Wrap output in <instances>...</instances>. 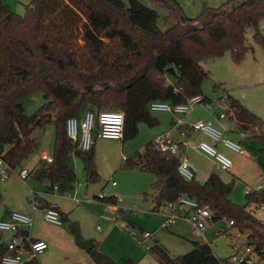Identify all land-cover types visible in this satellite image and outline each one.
I'll list each match as a JSON object with an SVG mask.
<instances>
[{
  "label": "trees",
  "instance_id": "16d2710c",
  "mask_svg": "<svg viewBox=\"0 0 264 264\" xmlns=\"http://www.w3.org/2000/svg\"><path fill=\"white\" fill-rule=\"evenodd\" d=\"M149 2H161L166 18L175 16L176 21L165 18L168 26L160 29L158 12L140 0H33L23 16L0 0V158L10 170L21 168L35 152L34 133L54 117L53 162L39 161L37 180H48L61 193L71 190L77 181L70 164L73 156L81 160L87 184L99 183L94 145L83 152L68 138L69 118L79 117L85 109L95 113L118 109L125 114L123 141L134 139L140 124L159 125L149 110L152 102L178 105L197 96L211 102L202 92L211 76L203 61L229 54L240 64L253 49L244 46L250 30L264 48L259 28L264 0H228L219 7L204 4L193 19L183 14L177 0ZM170 68L175 75L168 73ZM170 76L175 82H170ZM37 91L43 93L45 103L28 116L22 101ZM227 103L228 120L240 134L259 140L264 157V132L258 131L264 122L234 97L228 96ZM179 164L178 158L156 150L152 141L143 153L126 158L122 168H139L155 176L158 202L184 195L210 205L214 222L227 219L233 228L248 233L247 244L257 252L258 263L264 264V223L248 210L252 205L264 208V190L247 193V205L238 206L230 199L234 181L224 183L216 173L204 183L196 178L186 181L178 172ZM261 169L264 173V163ZM65 222L82 247L79 223ZM192 245L189 253L176 258L162 246L154 249L160 264L229 263L207 243ZM6 252L0 241V260ZM88 254L95 264H118L94 246Z\"/></svg>",
  "mask_w": 264,
  "mask_h": 264
},
{
  "label": "rangeland",
  "instance_id": "374dc122",
  "mask_svg": "<svg viewBox=\"0 0 264 264\" xmlns=\"http://www.w3.org/2000/svg\"><path fill=\"white\" fill-rule=\"evenodd\" d=\"M4 1L13 12L23 16L26 13L27 6L30 5L33 0ZM140 1L158 12L159 19L157 25L160 29L165 30L168 26L165 22L168 12L162 8V3H151L149 0ZM177 1L183 14L191 19L201 14L204 4L210 7H219L223 4L219 0ZM166 19L168 20L167 22L176 21L175 16ZM262 26L264 27V20H262L259 26L264 34ZM253 37L254 32L250 30L246 36V42L252 45L253 49L247 52L243 60L244 62L242 61L243 63L240 66L234 64L229 54L214 60V62L203 61L201 63L203 67L211 73L210 78L206 80L202 86V92L203 96L211 101L210 105L212 106V111L217 109L218 112H220L222 109L226 108L225 104L221 102V99L226 93L240 100L243 104L244 102L237 94H245L246 102L254 104L256 108H261V110L264 108V48L257 44ZM80 45L82 44L80 43ZM170 82H175V78L170 76ZM220 84L222 86L217 88L216 86ZM44 103L45 99L41 91H37L25 97L22 101L28 116L36 113ZM88 110L89 109L82 110L80 114ZM209 114V111L204 105H198L189 115L184 117L176 116V119L173 118L171 114L152 113V116L158 119L159 125L150 127L147 124H142V126L139 127V134L136 138L127 139L123 142L97 139L94 135L93 144L96 165L98 171L101 170L102 172V179L99 183L87 184L81 160L71 156L70 164L76 172L77 180L88 186L87 189H81L79 191L80 195L88 194L94 197L102 193L107 198L119 195L123 200L117 215H112L115 220H108L107 216L111 213L107 210H103L96 214L97 216L104 215V221L100 219H98V221L88 219L85 222V234L89 236V241H92L93 238L99 245L100 250H108L120 258L125 256L124 260L122 259L123 263L129 261L128 259L131 255L135 256V258H137L136 260H138L142 254L148 255V258L141 262V264H160L154 249L157 245L166 248L170 256L176 258L189 253L193 249V242L209 243L219 259L228 260L232 254V246L243 247L247 244L248 233L241 232L237 228H230L227 219L216 222L213 221L208 224V228L204 233L205 237L199 236L193 231V228L189 224L184 222H178L177 225L171 227L169 230L162 229L165 218L162 214L153 210L154 204L152 199L157 195V191L152 188L154 176L140 171L139 168L125 170L121 168L125 160H122L123 156L130 158L136 153H143L147 144L157 138L154 139L157 134H162L170 130L174 136H179L177 130L174 132L172 129L173 119L178 121L182 118L185 124H192L195 120L206 119ZM224 124L225 127L216 126L223 132L225 137L237 143L242 142V147L250 153V158H246L229 149L220 147L219 150L232 159L235 169H232L230 172H220L215 169L211 161L201 159L198 163L203 167L205 172L213 171L218 174L224 183L230 184L234 181L230 199L234 204L244 207L247 205V189L250 192H254L258 185L264 183V173L261 170V164L264 162V157L261 153V143L255 138L245 139L241 137L238 132L234 131V124L228 121H225ZM224 129L226 131H224ZM55 136L56 126L53 117L50 124L46 125L44 129H37L34 133L33 137L37 142L35 152L23 163L21 168L11 170L10 176L6 181L3 182L0 180V219L8 213H21L20 209L33 208L29 201L30 189H35L37 191L42 189L41 184L35 176V172H37L35 169L40 161L42 152H46L50 156L53 155ZM119 163L120 167L116 168ZM22 169L33 172V175H31L27 181H23L19 176ZM234 170L235 172L239 171L238 175L243 182L233 176L232 173H234ZM206 178L207 177L202 178L201 175H199L197 180L204 183L208 179ZM113 182L117 184V187L112 186ZM57 199L68 206L73 205L66 198L62 197ZM99 203H102L103 209L106 208L104 202L99 201ZM248 208H250V212L264 223V209L256 207L255 205ZM55 227L60 228L59 226ZM61 227H66L67 229L68 225H63ZM145 233L152 234L154 240L158 238L157 241L150 240L148 242V245L153 248L151 251H146L141 244L142 237ZM9 237V234L5 233L3 235V240L5 239L8 241L10 239ZM233 237L236 238V240H234ZM65 246L67 247V244ZM50 252L51 246L44 253L48 255ZM57 253V255H53L50 259L59 256V252ZM103 253L110 257L105 252ZM110 258L113 259L112 257ZM60 259L58 263L53 259L49 264L72 263L71 257L64 256L60 257ZM113 260L118 263L115 259ZM137 263L136 261V264Z\"/></svg>",
  "mask_w": 264,
  "mask_h": 264
},
{
  "label": "built area",
  "instance_id": "2783aa9c",
  "mask_svg": "<svg viewBox=\"0 0 264 264\" xmlns=\"http://www.w3.org/2000/svg\"><path fill=\"white\" fill-rule=\"evenodd\" d=\"M228 95L225 94L221 99L226 106L218 112V120H227V111L229 109L227 103ZM204 105L207 110H212L210 102H205L201 96L193 97L186 103L173 105L169 102H152L149 105L151 113H169L175 116H187L192 110L198 106ZM177 124L184 127L186 124L181 118ZM191 131L199 133L204 136V139L199 141L195 150L203 156L209 158L217 171L230 172L234 167V162L225 153L219 150V145L229 149L240 155H245L246 152L242 145L225 137L223 132L217 128L214 122L199 119L196 122L187 126ZM125 130V114L118 109H108L95 113L93 111H85L82 117H72L67 120L66 131L68 138L77 144L79 149L83 152H89L93 147L94 135L97 139L114 140L123 142ZM185 132H182L184 136ZM156 150L161 153L170 154L179 159L180 164L178 172L180 176L186 181H192L196 178L198 169L195 164L187 157L183 156L184 148L187 143L181 142L175 138L170 132H166L158 136L154 141ZM47 163L53 162L52 156H45L43 159ZM11 170L0 158V180L6 181L10 176ZM33 172L22 169L19 173L23 181H27ZM113 186L117 184L112 183ZM83 183L78 180L72 186L71 190L61 193L59 187L55 185L53 192L64 197L77 205L90 204L94 202H104L107 209L112 208L111 214L108 215V220L112 221L113 214L117 215L120 205L123 200L119 195H114V202H107V197L100 193L97 196L91 197L88 194L80 195L79 191L83 187ZM264 190V183L257 189ZM29 201L34 210L42 209L44 221L54 226H63L64 221L62 214L54 204L44 203L37 195L35 189H30ZM262 209H264L262 207ZM156 211L162 214L165 218V223L162 229L169 230L171 227L178 224V222H185L189 224L195 233L202 235L208 228V224L214 221L213 211L207 203H202L196 199L188 196H179L175 200H161L158 202ZM230 228H233V222H229ZM33 225L32 219L20 212L10 213L7 219H0V233H11L13 237L6 244L7 252L0 260V264H26L29 262H37L38 257L49 249L48 243L44 241H32L26 229H30ZM234 240L236 238L233 237ZM150 240L154 237L150 233H145L142 237L141 244L147 251L153 248L148 245ZM231 256L228 259V264H259V256L254 247L245 244L243 247L232 246Z\"/></svg>",
  "mask_w": 264,
  "mask_h": 264
},
{
  "label": "crops",
  "instance_id": "0c3cea01",
  "mask_svg": "<svg viewBox=\"0 0 264 264\" xmlns=\"http://www.w3.org/2000/svg\"><path fill=\"white\" fill-rule=\"evenodd\" d=\"M219 1L224 4L228 0H219ZM262 30L264 31V27L263 26H262ZM243 62H241L240 64H237V66H240ZM203 68L206 70L205 67H203ZM226 94L228 96H231L228 93H226ZM237 96L242 99V101L244 102V104L246 105L247 108L249 107V110L250 111H252L255 115H257L258 117H260L262 121H264V108L261 110V108H256V106H254V104H250V103L246 102V96H245V94H237ZM208 111H209L210 114L204 120H206V121H211L212 120L214 122L215 126L218 125L220 127H225L224 122L225 121L230 122L228 119L227 120H218L216 118L217 115H218V110L217 109L216 110H213V111L212 110H208ZM167 114H169V113H167ZM82 115H83V113L79 117H82ZM172 116H173V118L176 117L175 115H172ZM175 119H173V122H172V124H173L172 125V129H173L174 132H175V130H177L179 136H177V137L174 136L173 133H172V131H170V130H167V131L163 132L162 134H164L166 132H170L175 138H177L181 142L187 143V146L184 148L183 156L189 158L195 164V166L197 167L198 172H197V175H196V179H198L199 175H201L202 178H204V177L209 178V176L211 175L210 173H214V172L213 171L212 172H205L204 169H203V167L198 163V161H200L201 159L208 160V161H211V160L209 158L203 156L202 154L198 153L195 150L196 145L199 143V141H201V140L204 139V136L201 135V134H199V133H195V132L191 131L187 127L190 124H186L184 127H181V125L177 124V121ZM196 121L197 120H195L194 122H196ZM231 124H233V123H231ZM141 126H142V124H140L139 127H141ZM259 130L260 129H258V131ZM183 131L185 132L184 136L182 135V132ZM224 131H226V130L224 129ZM234 131L235 132H238V130L235 127H234ZM262 131L264 132V127H263ZM259 133H260V131H259ZM162 134H157L154 137V139L156 137L162 135ZM239 135H241V137H243L245 139H248V138L251 139V138H253L252 135H250V134H240L239 133ZM239 144H241L243 146L242 142H239ZM220 147H223V146L219 145V148ZM245 152H246V154L245 155H241V156H244L246 158H250V153L248 151H246V150H245ZM236 154H238V153H236ZM45 156H50V155H48V153H46V152H42V154L40 156V160L41 159H44ZM124 159H126V156H123L122 160H124ZM119 167H120V163L118 164V166L116 168H119ZM233 169H235V166H234ZM97 170H98V168H97ZM238 172L239 171L235 172V170H234V173H232V174H233V176L235 178H238V179H240V181L243 182V180L239 177ZM98 173L100 175V181H101V179H102V177H101V175H102L101 170H99ZM35 176L37 177V172H35ZM155 179L156 178L154 176L153 183L155 182ZM39 183L41 184V188L42 189H39L38 191L36 190L37 191V195L42 199V201L44 203L54 204V205L57 206V208L59 209V211L63 215L64 225L65 226L68 225L65 222L66 220H69L71 222H77V223H79L80 228H81V232H82V236L84 238V241H89L88 240L89 239L88 238L89 236H86V234H85L86 233L85 222L88 219L96 220V221H98V219H100V220H103L104 221L105 220V216L104 215L103 216H99V215L97 216L96 213H98L100 211H103V210H105V211L107 210L108 212H111V210H112V208L110 210V209H107V207L105 209H103L102 203H99V202H94V203H90V204L85 203V204H82V205H77L76 203H74V202H72V201L69 200L73 205L68 206L66 204H63L59 199H57V198H62V197L57 196V194L53 192V189L50 186L51 183L48 180L39 181ZM244 183H246V182H244ZM262 184H260V185H262ZM260 185H258V187ZM113 187H117V185L116 186H113ZM258 187L256 188V190L258 189ZM87 188H88V186L86 184H84V186L81 189H87ZM152 188H153V184H152ZM246 193H250V191L247 189V192ZM157 196H158V193L152 199L153 200V204H154V208H153L154 211H156V207L158 205V201L156 200L157 199ZM249 209L250 208H248V210ZM20 211H21V213H24V214L28 215L32 219V221H33L32 227L30 229H26L25 230V232L27 233L28 237L32 241H44V242L48 243L49 247L51 246V252L48 255L45 254V253L41 254L38 257V261L35 262V264H49V262L51 260H53V259L58 263L61 260L60 257H64V256L71 257V259H72L71 260L72 261L71 264H95L93 262V260L91 259L90 255L88 254V251L86 249H84L83 246L81 247V246H78L77 245L74 237L68 231V228L67 229H66V227H64V228L63 227L58 228V227H55L54 225L53 226L52 225H48L44 221L42 209L34 210L33 208H30V209L29 208H23V209H20ZM8 216H9V213L6 214L5 216H3L1 219H7ZM204 233L202 235H199V236L205 237ZM4 234L5 233L1 234L0 241H1V243H3V244L6 245L11 240V238L13 237V234L8 233L9 236H10L9 237L10 239L8 241H6L5 239L3 240V235ZM157 239L158 238H156L155 240L157 241ZM91 242H92V244H93L94 247H96L98 250H100L99 249L100 247L97 244V242H96L95 239L92 238V241ZM66 244H67V247L65 246ZM101 250L103 252H105L107 255H109L110 257H112L113 259H115L119 264H122L123 263L122 261L124 260L125 256L124 257L121 256L122 258H120L119 256H117L113 252H110L108 250H103V249H101ZM57 252H59V256L50 259L53 255H57L58 254ZM146 258H148V255H146V254H142V256L138 260H136L137 258H135V256H132L131 255L128 260L131 262V264H136V261L138 262L137 264H141V262L145 261ZM32 263L33 262L27 261L26 264H32Z\"/></svg>",
  "mask_w": 264,
  "mask_h": 264
},
{
  "label": "water",
  "instance_id": "95a60500",
  "mask_svg": "<svg viewBox=\"0 0 264 264\" xmlns=\"http://www.w3.org/2000/svg\"><path fill=\"white\" fill-rule=\"evenodd\" d=\"M245 48L246 49H250L252 46L249 44V43H245ZM168 73H170V74H172V75H175V70H174V68H170L169 70H168ZM260 131V134H262L263 133V131H262V129H260L259 130ZM83 247H84V249H86L87 251L88 250H90L92 247H93V244H92V242L91 241H85L84 243H83Z\"/></svg>",
  "mask_w": 264,
  "mask_h": 264
}]
</instances>
